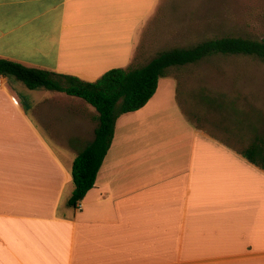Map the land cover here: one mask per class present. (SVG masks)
I'll return each mask as SVG.
<instances>
[{
  "label": "crops",
  "instance_id": "obj_1",
  "mask_svg": "<svg viewBox=\"0 0 264 264\" xmlns=\"http://www.w3.org/2000/svg\"><path fill=\"white\" fill-rule=\"evenodd\" d=\"M159 1L0 0V59L94 81L136 63ZM0 78V264H264L257 131H206L180 104L179 80L161 78L143 108L118 117L73 207L71 167L94 138L95 109Z\"/></svg>",
  "mask_w": 264,
  "mask_h": 264
},
{
  "label": "rangeland",
  "instance_id": "obj_2",
  "mask_svg": "<svg viewBox=\"0 0 264 264\" xmlns=\"http://www.w3.org/2000/svg\"><path fill=\"white\" fill-rule=\"evenodd\" d=\"M221 37L264 42V0H160L131 66ZM164 78L179 80L180 104L206 131L227 128L247 141L257 131L264 142V63L257 58L210 56L166 69Z\"/></svg>",
  "mask_w": 264,
  "mask_h": 264
},
{
  "label": "trees",
  "instance_id": "obj_3",
  "mask_svg": "<svg viewBox=\"0 0 264 264\" xmlns=\"http://www.w3.org/2000/svg\"><path fill=\"white\" fill-rule=\"evenodd\" d=\"M215 55L252 56L264 63V42L242 37L209 39L190 48L161 52L141 67L109 70L94 81L29 68L6 59H0V76L13 77L29 90L45 89L79 98L95 109L94 138L75 157L71 167L73 191L68 204L75 207L95 185L118 117L143 108L154 96L166 69L194 64ZM254 151L249 150L246 155L252 163H255L252 158Z\"/></svg>",
  "mask_w": 264,
  "mask_h": 264
},
{
  "label": "built area",
  "instance_id": "obj_4",
  "mask_svg": "<svg viewBox=\"0 0 264 264\" xmlns=\"http://www.w3.org/2000/svg\"><path fill=\"white\" fill-rule=\"evenodd\" d=\"M0 85H2V79L0 78ZM77 204H79V203H77Z\"/></svg>",
  "mask_w": 264,
  "mask_h": 264
}]
</instances>
